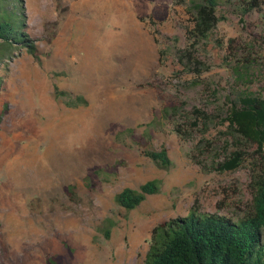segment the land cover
<instances>
[{
  "label": "rangeland",
  "instance_id": "obj_1",
  "mask_svg": "<svg viewBox=\"0 0 264 264\" xmlns=\"http://www.w3.org/2000/svg\"><path fill=\"white\" fill-rule=\"evenodd\" d=\"M188 5L9 4L36 51L16 43L0 59V264H144L159 223L192 208L234 219L251 209L247 161L225 171L210 163L237 147L221 133L226 95L236 88L234 56L262 51L246 86L264 94L262 12L241 21L227 5L208 52L201 53L209 67L197 76L178 61ZM194 106L209 114L207 122L196 118ZM204 137L210 142L203 146ZM162 146L170 159L166 168L144 155ZM150 179L159 191L137 207L115 202L122 188Z\"/></svg>",
  "mask_w": 264,
  "mask_h": 264
},
{
  "label": "trees",
  "instance_id": "obj_2",
  "mask_svg": "<svg viewBox=\"0 0 264 264\" xmlns=\"http://www.w3.org/2000/svg\"><path fill=\"white\" fill-rule=\"evenodd\" d=\"M13 1L0 0V59L9 55L8 51L16 43L22 44L31 54L36 51L35 45L21 30L19 13L9 7ZM183 1L189 4L191 18L185 26L187 42L178 51V61L187 72L197 76L209 67L201 53L208 52L211 32L225 19L223 10L227 5H233L234 10L239 11L241 21L251 11H261L264 20L261 0ZM216 43H219L218 39ZM217 46L221 47L219 44ZM245 51L246 53L232 59L231 84L236 88L226 95V100L229 101L225 103L224 115L221 117V124L224 126L221 133L230 137L237 147L230 150L223 160L213 159L210 164H217L214 169L225 171L234 170L247 161L252 171L251 209L234 219L217 212L192 208L185 216L173 217L159 223L152 229L151 243L144 264H264V94L246 86L249 85L246 83L251 81L252 75H255L258 66L256 60L257 57H262V51ZM244 85L245 88H242ZM78 100L86 102L80 97ZM66 103L74 105L72 101ZM192 111L197 119H204L205 122L209 120V114L203 108L194 106ZM174 130L180 131L177 126ZM201 142L208 144L210 140L204 137ZM196 147L198 155L201 156L203 148L199 149V145ZM144 155L158 167L166 168L170 165L167 149L163 146L159 150H145ZM199 156L190 155L195 163L204 164ZM158 191V181L150 179L140 184L137 189L122 188L115 194L114 199L119 206L130 210L137 207L147 195Z\"/></svg>",
  "mask_w": 264,
  "mask_h": 264
}]
</instances>
